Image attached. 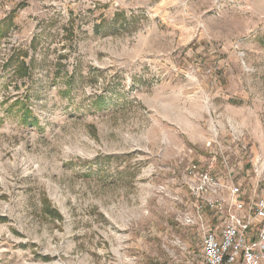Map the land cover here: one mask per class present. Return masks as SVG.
<instances>
[{
	"label": "rangeland",
	"instance_id": "374dc122",
	"mask_svg": "<svg viewBox=\"0 0 264 264\" xmlns=\"http://www.w3.org/2000/svg\"><path fill=\"white\" fill-rule=\"evenodd\" d=\"M0 27V264H190V165L264 193V0H0Z\"/></svg>",
	"mask_w": 264,
	"mask_h": 264
},
{
	"label": "built area",
	"instance_id": "2783aa9c",
	"mask_svg": "<svg viewBox=\"0 0 264 264\" xmlns=\"http://www.w3.org/2000/svg\"><path fill=\"white\" fill-rule=\"evenodd\" d=\"M258 163L253 168L257 176ZM215 171V166L197 164L187 169L198 211L206 209L215 221L207 223L201 252L190 264H264V193L248 201L241 187L221 180Z\"/></svg>",
	"mask_w": 264,
	"mask_h": 264
},
{
	"label": "trees",
	"instance_id": "16d2710c",
	"mask_svg": "<svg viewBox=\"0 0 264 264\" xmlns=\"http://www.w3.org/2000/svg\"><path fill=\"white\" fill-rule=\"evenodd\" d=\"M2 29H1V27H0V39H2ZM24 65H23V67H22V69L24 70ZM98 101V100H97ZM20 102V101H19ZM19 102H17L16 103V106H18L20 103ZM104 106V103H103V101H99L98 102V105H97V108H99V110L102 108ZM23 112H24V120H23V122H25L26 124H28V122L29 121H27L29 118H31L30 117V115H31V113H30V111H29V109L28 108H25L24 106H23ZM33 125H38L37 124V120L35 119L34 121H33V123H32ZM33 125H32V127H33Z\"/></svg>",
	"mask_w": 264,
	"mask_h": 264
},
{
	"label": "crops",
	"instance_id": "0c3cea01",
	"mask_svg": "<svg viewBox=\"0 0 264 264\" xmlns=\"http://www.w3.org/2000/svg\"><path fill=\"white\" fill-rule=\"evenodd\" d=\"M251 151H252V150H251ZM253 152H254V151H253ZM241 153H242V152H238V155L241 154ZM247 164H248V163H247ZM241 166H242V165H241ZM226 169L229 170V167H226L225 170H226ZM231 173H234V171L231 172ZM253 173H254V171H253ZM254 174H255V173H254ZM250 178H251L250 181H252L253 177L251 176ZM245 179L247 180V178H245ZM246 186H247V188H249V185H248V184H247ZM250 191H251V190H250ZM250 191H247V190H245V189H244V191H243L242 196H243L246 200H248V199L251 198V197L248 198V196H249L248 194H249Z\"/></svg>",
	"mask_w": 264,
	"mask_h": 264
}]
</instances>
